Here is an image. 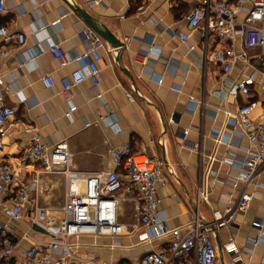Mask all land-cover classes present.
<instances>
[{"label":"crops","instance_id":"0c3cea01","mask_svg":"<svg viewBox=\"0 0 264 264\" xmlns=\"http://www.w3.org/2000/svg\"><path fill=\"white\" fill-rule=\"evenodd\" d=\"M70 1L104 24L123 42V47L112 48L104 41L98 63L99 83L94 88L78 62L71 60L62 65L48 50L58 44L72 57L89 48L83 34L86 24L64 0H7V12L0 15V26L22 32L26 40L20 47L10 46L9 55L0 60L5 103L15 109V119L8 123L2 138L1 159L14 163L26 149V126L34 127L49 144L66 143L70 168L85 175L111 169L109 148L129 144L135 152L145 151L164 162V179L158 185V195L162 198L161 216L169 230L183 229L195 214L198 187L208 194L198 207L202 222L212 221L215 213L233 203L241 190L251 192L248 209L238 214L233 224L215 233V264H234L224 249L230 233L242 256L237 264H264V241L257 240L258 229L252 225L254 221H264V168L245 184L237 177L245 174V169L221 161L223 156L239 161L248 143L233 132L239 127L227 118V114H234L242 98L215 93L255 68L262 70L261 61L252 58L250 65L237 63L220 84V67L212 62L202 65L204 47L200 31L188 28L183 20L194 4L191 0ZM176 32L183 33L187 42ZM188 45L193 49L189 50ZM213 45L209 42L208 51ZM249 53L253 56L258 50ZM73 72L80 73L82 79L64 91L59 80ZM46 75L54 82L50 88L42 82ZM250 92L256 102L252 112L255 120L264 115V81L256 79ZM97 93L100 97L95 96ZM71 106L75 109L70 110ZM100 116L104 118L101 120ZM183 130L187 134L181 141ZM209 156L215 160L209 162ZM40 172L35 170L38 179L29 195L31 202L61 207L64 194L63 200L55 196L57 184L63 183L65 187L63 176ZM25 175L27 179L33 178L31 172ZM124 195L125 191L120 190L118 196ZM10 196H3L5 205L11 204ZM121 202L128 203V213L127 219L120 222L133 223V202ZM119 203L118 217L120 213L124 215ZM4 208L0 206V222L15 243L7 264H28L25 252L34 244L45 245L50 236L33 228L27 211L24 219L15 221ZM142 232L141 228L127 227L117 244H112L108 236L80 235L70 240L77 244V255L84 257L86 253L85 258L98 264H138L145 253L165 250L172 238L166 233L142 240ZM177 264H194L193 257L183 258Z\"/></svg>","mask_w":264,"mask_h":264},{"label":"built area","instance_id":"2783aa9c","mask_svg":"<svg viewBox=\"0 0 264 264\" xmlns=\"http://www.w3.org/2000/svg\"><path fill=\"white\" fill-rule=\"evenodd\" d=\"M191 1L194 4L183 15V20L188 28L200 31L204 47L202 65L212 62L220 67V84L227 80L237 63L250 65L251 59L257 58L263 65L262 70L255 68L248 75L231 81L227 89L221 86L215 91L223 97L229 95L237 99L240 96L243 100L234 114H227V118L228 122L239 127L233 132L246 139L248 148L239 161L225 156L221 161L245 169L246 173L238 174L237 177L246 184L264 168V115L255 120L252 118L256 102L251 99L250 92V85L256 79L264 81V0ZM6 12L7 0H0V15ZM83 34L89 43V48L84 52L70 57L58 44L51 45L48 50L62 65L71 60L78 62L96 88L99 83L98 63L102 59L100 49L104 47V40L88 27ZM176 34L184 43L187 42L183 33ZM0 38V60L9 55L10 46L20 47L26 40L22 32L10 31L3 26H0ZM209 42L214 44L210 51ZM188 48L193 49L191 45ZM253 49H257L258 53L250 56L249 52ZM145 61L146 56H143L142 63ZM81 79L80 73L73 72L59 81L66 91ZM42 82L46 88L52 87L54 83L49 75L44 76ZM5 93L0 65V151L3 149L2 138L7 125L15 119V109L5 103ZM95 96L100 97V94ZM74 109L71 106L70 110ZM103 118L99 117L101 120ZM23 132L28 136V146L15 162L6 163L0 157V206L5 207L9 217L15 221L24 219L27 211L28 220L40 226L50 236L45 245L34 244L25 252L28 264H72L74 261L77 264H98L95 260L77 255V244L70 239L80 235L109 236L113 239L112 244H117L127 227L143 229L139 235L142 240L158 238L166 233L172 236L165 250L145 253L138 264H177V261L188 256L193 257L194 264H215V233L233 224L236 216L248 209L253 198L251 192L241 190L233 203H228L223 210L215 213L212 221L202 222L198 207L202 201L207 200L208 194L198 187L195 214L183 229L169 230L161 216L162 198L158 195V185L164 179V162L160 158L148 155L145 151L132 152L129 144L111 146L109 154L112 168L101 174L85 175L70 168L66 143L58 141L49 144L31 126L24 127ZM181 134V141H184L187 131L183 130ZM220 140V137L216 138L217 142ZM196 146L199 148L198 144ZM198 155L202 157L200 150ZM208 160L212 162L215 157L209 156ZM36 169L41 170L40 174L63 176L65 191L61 207H45L31 202L29 195L35 190L38 179ZM30 172L33 173V178L30 176L27 179L25 174ZM210 173L216 176L214 172ZM122 189L125 195L120 197L118 194ZM6 194L11 195L9 205H5L6 201L3 200ZM119 201L133 202V223L126 224L118 220ZM252 225L258 229L257 240L264 241V221H254ZM14 247V240L0 222V264L9 262ZM224 249L230 254L232 263L242 261L231 233L227 236Z\"/></svg>","mask_w":264,"mask_h":264},{"label":"water","instance_id":"95a60500","mask_svg":"<svg viewBox=\"0 0 264 264\" xmlns=\"http://www.w3.org/2000/svg\"><path fill=\"white\" fill-rule=\"evenodd\" d=\"M64 2L74 13H76L82 19V21L88 28L92 29L96 34H98L108 45H110V47H123V42H120V40L116 38V36L112 32H110V30H108V28L104 24L98 22V20L92 17L77 4L71 3L70 0H64ZM33 228L42 233H45L44 229L36 224H34Z\"/></svg>","mask_w":264,"mask_h":264},{"label":"rangeland","instance_id":"374dc122","mask_svg":"<svg viewBox=\"0 0 264 264\" xmlns=\"http://www.w3.org/2000/svg\"><path fill=\"white\" fill-rule=\"evenodd\" d=\"M56 187L58 188V194L55 196L56 199L58 200L59 198H61L63 200V194H64V187H63V183H59L56 185ZM120 207L123 209V213L124 215L122 216L121 213L119 214L118 220L122 221L123 218H125L124 220L127 219V207H128V203L127 202H121V204L119 203ZM106 238H110V242L112 243L113 239L111 237H106ZM215 252L216 249L214 248ZM84 257H87L88 255L86 253L83 254ZM142 258V257H141ZM98 260H101V257L98 256ZM104 263V262H103Z\"/></svg>","mask_w":264,"mask_h":264},{"label":"trees","instance_id":"16d2710c","mask_svg":"<svg viewBox=\"0 0 264 264\" xmlns=\"http://www.w3.org/2000/svg\"><path fill=\"white\" fill-rule=\"evenodd\" d=\"M186 13V12H185ZM131 150H132V152H135L133 149H132V147H131ZM3 264H7V262H4ZM121 264V263H120Z\"/></svg>","mask_w":264,"mask_h":264}]
</instances>
